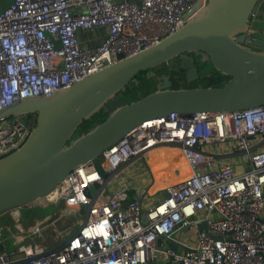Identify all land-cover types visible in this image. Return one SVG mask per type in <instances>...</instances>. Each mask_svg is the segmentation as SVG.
<instances>
[{"label":"built area","instance_id":"obj_1","mask_svg":"<svg viewBox=\"0 0 264 264\" xmlns=\"http://www.w3.org/2000/svg\"><path fill=\"white\" fill-rule=\"evenodd\" d=\"M206 1L200 0L201 6ZM193 2L12 0L0 9V111L18 99L70 87L156 44L185 23ZM254 30L250 21L245 43L253 39ZM35 122V114L0 121V157L19 148ZM263 138L264 103L219 113L172 112L146 120L99 155L105 171L139 152L143 154L132 164L139 161L147 168L143 156L153 145L179 142L181 147L155 148L178 150L188 176L158 188L160 199L145 205L147 187L127 197L131 188L121 176L126 167L96 196L82 225L83 219H76L84 217L90 201L85 189L102 181L89 159L51 194L5 212L6 227L21 242L41 238L49 229L54 235L50 245L34 241L10 251L6 238H0V264L22 259L29 260L19 264H264V143L239 157L209 154L247 150ZM50 206L52 213L22 219L24 209ZM69 217L73 219L64 228L54 229L57 221ZM65 241L60 250L32 258Z\"/></svg>","mask_w":264,"mask_h":264},{"label":"water","instance_id":"obj_2","mask_svg":"<svg viewBox=\"0 0 264 264\" xmlns=\"http://www.w3.org/2000/svg\"><path fill=\"white\" fill-rule=\"evenodd\" d=\"M264 0H207L201 6L194 0L185 13V23L156 44L87 75L70 87L48 96H33L14 101L0 111V121L14 115H36L34 128L19 148L0 157V215L13 208L45 197L77 165L92 159L102 181L85 189L90 197L84 209L83 223L96 196L143 152L106 172L99 155L142 122L168 115L199 112L219 113L264 103V33L245 43L252 15ZM197 9L196 12L194 10ZM264 32V30H263ZM120 57V55H119ZM228 79L220 86L172 88L164 75L155 90L128 103L119 92L139 72L177 60L187 78L199 75L196 59ZM101 108L107 117L79 136H74L82 120ZM264 138L247 150L215 154L232 158L254 151ZM178 146L179 142L157 143ZM207 153V152H204ZM163 194L168 197L164 190ZM204 223L198 225L204 228ZM187 227H183L185 230ZM67 241L32 257L60 250ZM168 246L175 250L172 242ZM0 249L3 245L0 244ZM29 259L10 262L19 264Z\"/></svg>","mask_w":264,"mask_h":264},{"label":"trees","instance_id":"obj_3","mask_svg":"<svg viewBox=\"0 0 264 264\" xmlns=\"http://www.w3.org/2000/svg\"><path fill=\"white\" fill-rule=\"evenodd\" d=\"M264 23V2L259 5V8L255 16L251 19V27H262ZM264 26V25H263ZM200 57L196 60V64L199 63ZM208 62V68L203 71L199 70V75L195 78H187L185 71L180 68L177 60H171L169 62L162 63L155 68L139 72L137 76L132 79L124 88L119 92L122 103H128L135 100L153 90L156 89L158 84V77L169 75L171 79L172 88L180 87H194V86H220L226 82L228 76L214 70ZM107 112L101 108L99 111L92 114L89 118L82 120L76 129L74 136H79L82 133L88 131L97 123L103 121L107 117ZM132 191H127V197H131ZM1 217V216H0ZM9 216L2 217L1 222H6Z\"/></svg>","mask_w":264,"mask_h":264},{"label":"rangeland","instance_id":"obj_4","mask_svg":"<svg viewBox=\"0 0 264 264\" xmlns=\"http://www.w3.org/2000/svg\"><path fill=\"white\" fill-rule=\"evenodd\" d=\"M1 1H3V0H0V2ZM263 25H264V23L261 24V26H263ZM205 68L206 69L208 68V63L205 64V62H203L202 60H199V70L203 71ZM160 79H161V77H158L157 86L161 83ZM161 153H162V150H155V151H151L150 153L148 152V153L144 154L143 160H144V162H146V164H148V166H146L147 168L142 166V163L137 161L134 164H131V166L127 167L124 170V172L121 174V176L124 179H128V183H129L128 185L131 188V189H127V191L130 190V191H132L134 193L135 191L137 192L136 189L140 190V189H143V188L147 187V190H148V193H149V192L158 190V188L164 186L163 182L155 183L153 185H152V183H153L152 182L151 185L147 186L149 184V181L151 180V178L154 181L153 175L151 176V169H150V165H149L148 161H149L150 157H153L152 161L155 160V159H158L159 155ZM155 194H156V196H155V200H156L162 194V191H159V192H157ZM54 210L55 209L52 210L51 206L45 208L44 210H39L38 208L24 209L23 212H22V219L23 220H28L34 215L36 216V215H39L40 213H52ZM5 216H6V213H3L1 215V217H0V219L2 217L4 218ZM72 219H73L72 217H69V218H65L63 220L57 221L55 223L54 229L55 230H61V227L64 228V226H66L69 222H71ZM82 219H83V217L79 216L76 219V221L77 222L78 221L82 222ZM6 224H7V221L5 223H3L2 225H1V222H0V225L6 230L5 231V233L7 234V237L5 236L6 240H7V238L8 239H12L11 238V237H13L11 235L12 232L10 233V230L6 227ZM78 224H76V226ZM53 235H54L53 231L51 229H49V230H47L45 232V234H43V236L41 238H35L34 241H39L43 245H50L52 243ZM34 241H32L31 239H27V240H24L23 242L17 243L16 245H9L8 242H6V247H7V250L10 251V250H13V249L17 248L20 244H27V243L32 244Z\"/></svg>","mask_w":264,"mask_h":264},{"label":"bare ground","instance_id":"obj_5","mask_svg":"<svg viewBox=\"0 0 264 264\" xmlns=\"http://www.w3.org/2000/svg\"><path fill=\"white\" fill-rule=\"evenodd\" d=\"M155 150H162V153L159 155L158 159L152 161L153 157H150L148 161L154 178L152 185L155 183L163 182L164 186H166L167 184H171L188 176L190 170L184 164L183 159L179 157L178 150L167 149V148H152L149 151V153ZM174 167L179 170L178 174L173 171ZM235 170L237 172H240L242 168L240 166H237ZM5 231L6 230L0 225V232H1L0 238L7 237ZM11 238L12 239L7 238L6 240V242H8L9 245H16L17 243L21 242V239L19 238L16 237H11Z\"/></svg>","mask_w":264,"mask_h":264},{"label":"crops","instance_id":"obj_6","mask_svg":"<svg viewBox=\"0 0 264 264\" xmlns=\"http://www.w3.org/2000/svg\"><path fill=\"white\" fill-rule=\"evenodd\" d=\"M11 2H12V0H3V1H1L0 2V9H3V8L7 7ZM160 81H161V79H160ZM116 182L117 181L115 179L114 184H116ZM136 190H139V189H136ZM135 192L132 194L131 197H133L136 194ZM157 192H159V190H155V191L147 193V196L145 197V200H144V204L147 205V204H150V203L155 202L156 200L160 199L161 195L155 200V196H156L155 193H157Z\"/></svg>","mask_w":264,"mask_h":264},{"label":"flooded vegetation","instance_id":"obj_7","mask_svg":"<svg viewBox=\"0 0 264 264\" xmlns=\"http://www.w3.org/2000/svg\"><path fill=\"white\" fill-rule=\"evenodd\" d=\"M255 30H254V33H253V38H255V37H260L261 36V34H263L264 32H263V30H264V26H262V27H257V28H254ZM197 60V59H196ZM197 66H199V63L198 64H196Z\"/></svg>","mask_w":264,"mask_h":264}]
</instances>
